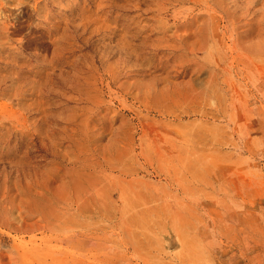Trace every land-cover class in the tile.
<instances>
[{"label":"rangeland","instance_id":"obj_1","mask_svg":"<svg viewBox=\"0 0 264 264\" xmlns=\"http://www.w3.org/2000/svg\"><path fill=\"white\" fill-rule=\"evenodd\" d=\"M0 264H264V0H0Z\"/></svg>","mask_w":264,"mask_h":264}]
</instances>
